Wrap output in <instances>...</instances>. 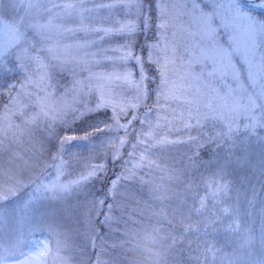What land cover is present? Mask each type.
Wrapping results in <instances>:
<instances>
[{
  "label": "snow or ice",
  "instance_id": "obj_1",
  "mask_svg": "<svg viewBox=\"0 0 264 264\" xmlns=\"http://www.w3.org/2000/svg\"><path fill=\"white\" fill-rule=\"evenodd\" d=\"M46 44L65 66L38 76L27 61ZM252 117L264 127V0H55L0 24V264H48L53 237L63 261V229L94 242L226 176Z\"/></svg>",
  "mask_w": 264,
  "mask_h": 264
},
{
  "label": "trees",
  "instance_id": "obj_2",
  "mask_svg": "<svg viewBox=\"0 0 264 264\" xmlns=\"http://www.w3.org/2000/svg\"><path fill=\"white\" fill-rule=\"evenodd\" d=\"M35 53L46 57L38 50ZM17 73L19 85L27 77L23 69ZM231 135L244 139L241 131ZM260 139L254 135L247 141L248 161L231 166L226 176L204 173L190 194L162 201L150 211H132L111 235L102 230L88 264L96 259L97 264H264ZM216 183L226 190L210 197L208 187Z\"/></svg>",
  "mask_w": 264,
  "mask_h": 264
},
{
  "label": "rangeland",
  "instance_id": "obj_3",
  "mask_svg": "<svg viewBox=\"0 0 264 264\" xmlns=\"http://www.w3.org/2000/svg\"><path fill=\"white\" fill-rule=\"evenodd\" d=\"M55 0H0V24H3L6 28L18 29L20 24L27 23L31 25L38 22L42 16H46L49 11L52 10V4ZM5 13L10 20H5ZM63 19H67L66 17ZM56 22H62L60 18ZM36 50L42 52L46 57H42L35 53L34 57H31L29 63L32 65L31 72L36 75H47L48 64L56 63L58 66L64 67L56 59L58 53L51 45H43ZM80 54L76 52L71 61L66 66H79ZM27 77V76H26ZM27 80V78H26ZM26 80L22 83L25 84ZM21 84H17L19 87ZM26 92L24 89L20 90V97L24 99ZM236 130L233 129L232 132ZM239 131L243 133L246 141L251 140L252 136L260 135L261 146L264 147V127L259 123L258 117H252L245 124H242ZM227 134V133H226ZM228 135V134H227ZM225 185L216 183L208 187L210 197H218L226 190ZM66 233L65 237H62V244L60 246L59 255L63 257V261L56 258L57 246L55 243V237H53V255L48 257V264H88L95 252L97 246V238H94V242H89L88 237L91 234V230L87 227L82 228L79 232L70 231L68 228L63 229ZM264 238V236H263ZM0 242L10 245V240L6 238H0ZM26 257L20 252L15 251L8 256L9 264H20V261ZM93 264H97V259Z\"/></svg>",
  "mask_w": 264,
  "mask_h": 264
}]
</instances>
